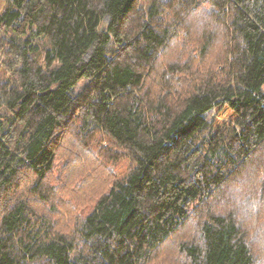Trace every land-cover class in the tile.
Masks as SVG:
<instances>
[{"label":"trees","instance_id":"obj_1","mask_svg":"<svg viewBox=\"0 0 264 264\" xmlns=\"http://www.w3.org/2000/svg\"><path fill=\"white\" fill-rule=\"evenodd\" d=\"M0 30V264H263L218 207L264 165V0H4Z\"/></svg>","mask_w":264,"mask_h":264},{"label":"rangeland","instance_id":"obj_2","mask_svg":"<svg viewBox=\"0 0 264 264\" xmlns=\"http://www.w3.org/2000/svg\"><path fill=\"white\" fill-rule=\"evenodd\" d=\"M3 4H4V0H0V10H1ZM186 17H187V15H185V18ZM201 18H202L201 14L199 12H196L192 16H189V22H191L193 24L196 22L199 23ZM198 25L201 26L200 24H198ZM186 27L187 26H185V28ZM192 29H193L192 32L197 31V28L195 30V28L192 27ZM194 32H193V35H195ZM3 35H4V32L2 30H0V67L3 71L0 73V79L4 78L6 76H14V74L12 72L14 68L8 67L6 65V63H4L5 58H6V54H7V51H6L7 49H6V46H4V47L2 46V42L4 39L5 40H7V39L5 37H3ZM204 117L208 121H210L211 124L215 128H222L223 126H225L227 124L234 125L236 122V119H237L236 114L226 105H221V106L213 108L212 110L205 113ZM98 137L102 140L103 146L108 145V142L106 141V138L102 133L97 135V136H94L92 138L95 139ZM107 162L112 164L113 173L121 174V175L126 173V170L128 168L127 161L118 160V161L113 163L112 161L107 160ZM263 175H264V165L263 164L261 165V167L259 169H258V165H256V164H253V163L248 164L245 167V169L242 170V172L240 173V176L238 178H236L233 181V183H229L228 184L229 187L222 191V192L225 191V193H223V196L221 197L223 205L221 207H218V208H222V209H226V210H230V209L237 210L239 213L245 212L243 215V219H244L243 227L247 229L248 238L252 244H255V245L258 243L261 244V246L263 248V252L259 253L261 258L264 257V236L262 237V239H261V237L255 238L253 236V233L258 232L259 235H261V230H260L259 226H260V221L262 218L259 217L258 219H251V211L247 210V209H249L250 207H254L255 208L254 210H256L259 206H262L260 208V211H258V212H261L262 210L264 211V189L262 191L256 190L258 180L260 178H262ZM25 187H26V185H25ZM254 187H255V189L251 193L252 195H250L249 191L251 188H254ZM255 191L258 194L257 193L255 194ZM83 211H85V209L80 210V212H83ZM263 215H264V212H263ZM257 226H258V228H257ZM260 239H261V241L258 242ZM171 246L173 247L174 243L171 245V243L169 242L166 244V246H164V247L162 246V248L160 249V250H162V254H163L162 258L160 260L157 257L153 258L150 261L151 264H155V263H157V261H159L158 263H163V264L166 263L167 261L164 260L165 258L167 259V256H166L167 254H166L165 250L166 249L171 250L172 249ZM167 247H169V248H167ZM169 254H170V259H171V256H173V254L168 252V255ZM263 264H264V262H263Z\"/></svg>","mask_w":264,"mask_h":264}]
</instances>
